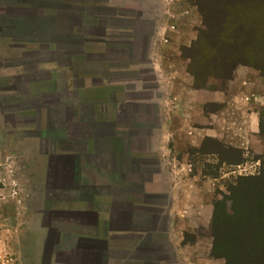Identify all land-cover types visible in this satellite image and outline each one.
<instances>
[{
  "label": "crops",
  "instance_id": "obj_1",
  "mask_svg": "<svg viewBox=\"0 0 264 264\" xmlns=\"http://www.w3.org/2000/svg\"><path fill=\"white\" fill-rule=\"evenodd\" d=\"M13 2L0 8L21 13L34 6L27 19L40 27L30 39L57 56L36 68L49 76L27 87L53 96L67 137L66 152L46 162V204L31 245L36 257L43 264H221L202 233L216 177L197 162L214 161L205 148L211 140L244 155L264 153V78L239 66L224 90L195 87L180 49L191 45L192 33L169 31L157 57L139 41L108 48L110 23L132 22L125 12L140 0ZM109 9L114 19L104 15ZM141 62H151L160 96L140 86ZM14 69L12 77L21 72Z\"/></svg>",
  "mask_w": 264,
  "mask_h": 264
},
{
  "label": "rangeland",
  "instance_id": "obj_2",
  "mask_svg": "<svg viewBox=\"0 0 264 264\" xmlns=\"http://www.w3.org/2000/svg\"><path fill=\"white\" fill-rule=\"evenodd\" d=\"M7 1L17 3V0ZM31 8H24L21 13L0 8V264H43L42 257L40 254L36 257L31 245L40 237L36 231L40 223L37 211L46 204V162H51L52 154L67 149L63 122L54 118L57 114L53 96L30 94L27 87L29 80L49 76L36 70L39 63L57 58L30 39L40 27L27 19ZM134 8L131 13L126 11L128 9H120L128 13L125 18L132 17V22L110 23L111 33L104 36L108 39V48H126L139 41L140 50L144 46L150 57H157V52H162L159 47L164 46L160 32L165 30L166 33L172 26L182 35L192 33L195 39L199 36L201 48L208 46L215 34L224 32L226 36L229 32L234 36L235 46L246 51L244 58L249 62L236 64L233 69L230 63L224 64L226 72L231 68L228 77L232 79L237 67L246 66L264 78V0H140ZM32 9L35 11L34 6ZM111 11L105 10L104 15L114 19L117 13L114 15ZM51 12L53 10L44 9L45 14ZM225 39L227 44L223 47L228 46ZM243 42H248L247 46L241 47ZM141 63L137 73L140 86L145 85L153 95L160 96L151 62ZM12 69L21 72L12 77ZM230 79L217 80L218 89L224 90ZM223 145L208 141L205 148L213 151L211 159L214 161L197 162V165L203 174L216 177L212 184L213 205L223 209L219 213V226L222 221L227 223H223V228L208 225L202 233L211 238L215 246L213 254L220 256L217 258L221 264H225V258L220 255L224 253L231 258L228 264H264V212L255 209L259 205L257 199L261 198L258 193L262 192H253L256 184L249 180L238 185V195H232L237 176L259 175L264 171V153L245 151V155L242 154L245 162L237 164L240 151ZM4 206L11 213L3 212ZM232 212L237 215L229 219ZM240 244L244 245V251L250 244L260 248L252 258L254 261L249 262L250 256L244 258L242 255L244 259L238 262L242 257L238 254Z\"/></svg>",
  "mask_w": 264,
  "mask_h": 264
},
{
  "label": "trees",
  "instance_id": "obj_3",
  "mask_svg": "<svg viewBox=\"0 0 264 264\" xmlns=\"http://www.w3.org/2000/svg\"><path fill=\"white\" fill-rule=\"evenodd\" d=\"M233 35V34H232ZM232 37L229 34V32L226 34H224V32H219L217 34H215V36L211 37V41L208 44V46L206 47H199V36L191 43V45L189 47H187L186 49H184L186 52H188L186 55L184 54V50L182 48V54L184 55V57L189 59V63L187 66V71L190 73V75L193 77L194 80V86L197 88H208V89H218V85L216 84L217 80H228L230 79V77H228V74L231 71V68L233 69L234 65L236 64H248V60H246L244 58V55L246 53V51H242L240 49H238L235 45L236 42L233 41ZM228 40V46L227 47H223L225 46L226 43V39ZM243 44V45H242ZM242 46H247L246 43H242ZM235 46V48H234ZM223 49H226L225 51ZM226 63H230L232 65V67L228 70V72L225 71V66L224 64ZM261 69V68H260ZM264 71V68H262ZM224 85V84H223ZM258 134L262 137H264V106H262L261 108H259L258 110ZM232 150H237L235 148H231ZM239 154V163L244 162L245 159H243L242 157V152L241 150ZM262 157V156H261ZM260 158V157H258ZM261 175V176H260ZM260 176V177H259ZM249 180H254L252 183L256 184L253 192L257 193V192H262V193H258L259 195H261V198L257 199L258 202V207L255 208L256 211H260V209H263L262 211L264 212V171L258 175H252V176H237L236 178V186L235 188L233 187L232 189V195H238L239 194V186L240 184L243 183V181L248 182ZM246 191H250L248 189H246ZM223 210L221 208L220 205H213V212H212V218L210 221V226L212 228L215 227H219L223 228V223H227V222H223L220 224V218H219V213L220 211ZM230 217L229 219L233 216V215H237L235 212L229 213ZM258 215V214H257ZM224 217V216H223ZM222 217V219H223ZM250 219V217H249ZM215 226V227H214ZM224 230V229H223ZM225 231V230H224ZM240 247H238L239 251L238 254L240 255L239 257H241L242 255L244 256V258H246L245 256H250V261L252 262L254 261L252 258L256 257V253L260 252V248H258V246H256L255 244H250L248 245V249H245V251L242 249L244 248L243 244L238 245ZM214 243H212V248H211V255L214 257H220V256H216L214 253ZM222 257L225 258V264L229 263V260L231 259L230 257H228L227 253L225 254H220ZM243 256L240 258V260L238 261L240 263V261L242 262ZM249 258V257H248Z\"/></svg>",
  "mask_w": 264,
  "mask_h": 264
},
{
  "label": "built area",
  "instance_id": "obj_4",
  "mask_svg": "<svg viewBox=\"0 0 264 264\" xmlns=\"http://www.w3.org/2000/svg\"><path fill=\"white\" fill-rule=\"evenodd\" d=\"M174 29H175L174 26H172V28L169 29L166 33L164 32L165 30H163V32H162V31L160 32V34L163 35V36H161L162 39H163V41H166V37H167L168 32H169V31H173ZM162 33H163V34H162Z\"/></svg>",
  "mask_w": 264,
  "mask_h": 264
}]
</instances>
